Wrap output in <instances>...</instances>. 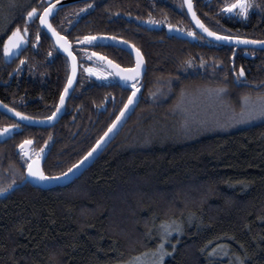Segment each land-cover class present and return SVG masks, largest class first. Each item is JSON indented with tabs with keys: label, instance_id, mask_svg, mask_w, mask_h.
<instances>
[{
	"label": "trees",
	"instance_id": "16d2710c",
	"mask_svg": "<svg viewBox=\"0 0 264 264\" xmlns=\"http://www.w3.org/2000/svg\"><path fill=\"white\" fill-rule=\"evenodd\" d=\"M193 2L209 29L264 38V0H252L247 17L222 11L231 0ZM40 5L24 0L11 8L0 20V41L13 22ZM154 21L163 29L141 24ZM52 22L75 47L86 46V36L130 41L147 71L135 83L140 101L123 130L66 186L20 184L32 157L43 156L45 173L59 175L94 146L132 92L119 82L105 93L102 82L82 86L87 99L110 91L113 108L95 119L82 111L80 134L73 127L67 135L19 132L0 144V264H124L157 253L164 223L180 231L168 240L163 264H264V118L226 130L231 122L224 116L221 127L187 135L184 125L194 118L181 110L207 90L235 113L245 98H264V51L250 49L246 56L203 36L194 43L168 36L166 25L194 30L183 0H90L60 8ZM117 60L134 64L124 51ZM69 72L68 62L65 81ZM7 75L0 80L8 82ZM52 83L47 100L57 91ZM8 89L0 86L4 99ZM25 141L32 142L30 154Z\"/></svg>",
	"mask_w": 264,
	"mask_h": 264
},
{
	"label": "flooded vegetation",
	"instance_id": "af4514ba",
	"mask_svg": "<svg viewBox=\"0 0 264 264\" xmlns=\"http://www.w3.org/2000/svg\"><path fill=\"white\" fill-rule=\"evenodd\" d=\"M54 1L56 0H51L48 3L47 0H40L41 7H39L37 10H39L40 13L43 12V9L48 7ZM26 22L28 32L24 35L28 43H26L25 46L22 47L21 54L17 58H14L11 63H8L3 52V42L7 41V37L11 35V33L17 27L23 29ZM20 23H22V26H19ZM141 24L143 25V22H141ZM260 27L258 29H260ZM193 29L194 30L190 32H196L199 37L203 36L199 32H197L194 26ZM262 30H264V28H262ZM37 32H39V40L35 39V35ZM101 36L106 35H96L95 37H97V39L95 41L84 40V43L86 42V46L75 47L73 45V51L79 60V77L76 87L66 103L65 111L56 123L46 127L28 125L0 110V129H3L5 127H12L14 130V135L19 132H28L32 135L44 137L51 135L70 134V129L73 127L76 130L75 134H80L83 131V117L81 114L82 111H84L86 114L85 119H95L98 118L102 113H109L111 108H113V99L111 97L112 93L110 91L109 93L104 95V98L100 97V94H94L90 96L89 99H87L83 97L84 93L81 92V89L85 83L97 81L107 85L102 90V93H105V91L110 90V87H113V82H118L116 77L113 78V76L111 75V78L109 80L104 81L84 78L82 77L83 65L86 66L90 63H96L102 66L111 74L113 73V71L106 65L107 60H114L123 67H132L134 66L135 62L133 65H126L127 62L124 61L119 62L117 60V54L124 50H119L120 48L111 46L108 43H104L99 38ZM254 40H264V38ZM238 48L242 49L246 56H248L247 53L251 55L250 52L252 51H250V49L264 51L263 49L259 48H242L239 46ZM124 52L128 53L127 51ZM113 53H115V55H113ZM129 55L130 58H132L134 61L133 56L131 54ZM21 61H23V63H21ZM68 62L70 64L68 56L62 53L57 48L54 39L42 27L38 17H34L31 21H29L27 17L25 19H19L13 22V24L9 27L7 33L3 36V39L0 41V75L2 73H8V82H3L0 80V86L9 88L7 91L8 96H6L5 99L0 96V101L5 105L16 109L17 112H22L25 114V116L31 117L36 120H45L47 119V117H52V113L56 112V106L59 105V98L63 94L64 88L66 87L68 82V78L65 81L66 64H68ZM0 77V79H3L2 76ZM61 80L64 81L63 84ZM52 81H57V91L51 97V99L47 100L45 92L48 88L52 87ZM100 99H102L101 102ZM89 101L91 102V106L90 104L87 105V107L89 108L88 110L87 107L84 108V104ZM97 103L99 104V106L97 105ZM48 104H50V108H47ZM91 111L93 115H90ZM40 150L42 151V149ZM39 151L37 152V154L41 155L42 153L41 151Z\"/></svg>",
	"mask_w": 264,
	"mask_h": 264
},
{
	"label": "water",
	"instance_id": "95a60500",
	"mask_svg": "<svg viewBox=\"0 0 264 264\" xmlns=\"http://www.w3.org/2000/svg\"><path fill=\"white\" fill-rule=\"evenodd\" d=\"M47 1L50 2L51 0H47ZM84 1H89V0H56V1L52 2L50 4L52 6L51 7V14L48 17L50 23L52 24L51 20H52V18H54L57 15V12H58V10L60 8H63V7L68 6V5L76 4V3H79V2H84ZM183 2H184V7H185V10H186V13H187L192 25L196 28L197 32H199L201 35H203L208 40L213 41L215 43H220V44H225V45H233V46H236V47L239 46V47H242V48L264 49V44H258V43L245 44V43H240V42L235 41V40L217 39L214 36H210L208 34V32L204 31V28L201 27L199 23H197V20L193 18V14H192L193 11H195L196 16L199 17L197 12H196L193 0H192V6H193L192 10H189L188 5L185 2V0H183ZM49 6L46 7V8H49ZM40 14H43V12L40 13L39 10H38V13H37V15L35 17H39ZM199 20L202 21L200 19V17H199ZM143 26L149 28L150 30H162L163 29V25H160V23H148V22H145V23H143ZM204 26H206V25L204 24ZM42 27L54 39L57 48L62 53H64L65 55L68 56V53L65 52L64 49L61 48L60 45L56 42L57 37L52 34L51 30L48 29L46 25H42ZM164 27L166 28V32H167L168 35H172V36H174L176 38L187 40L189 42H198L199 41V35L196 32L185 31V30H183L181 28H178V27H175V26L170 28L169 25H166ZM56 31L59 32L57 29H56ZM61 36H65V35L61 34ZM103 37H104V39H102V41L104 43H108L111 46H114V47L120 48V49H122L124 51H127L134 58L135 64L132 67H123V66L119 65L117 62H115L114 60H107L106 65L113 71V73L114 72H118V71H120L122 69H134L135 66H136V61L138 59V56L140 58H142L143 64L141 65V75L139 77H137L135 81H128L127 83H125L124 80L121 77H119V76L116 77L118 82L124 88L131 90V84L132 83H136L137 81H142L144 79L145 75H146L147 64H146V59H145L143 53L139 50V54H138L136 52V49H138V48L136 46H135V48H133L132 45H134V44L131 43L128 40L121 39V38L113 39V37H115V36H103ZM249 40H254V39H249ZM68 41H70V40L68 39ZM257 41H259V40H257ZM24 46H25V44L22 45V47H24ZM70 46H71L72 52L74 53L72 43H71ZM22 47H21V49L19 50L18 53L17 52H13V54H11V55H7V54L4 53L5 54V58L8 61V63H11L14 58H17L21 54ZM247 54H249V53H247ZM74 55L76 57V65H77L76 76H75V78H74V80H73L71 85H68V82H67L66 86L69 89L68 94L65 95V102H64L63 105H59L60 111L56 112V115L54 117H52L51 119H45V120H36V119H33V118L25 119V118H22L20 116H17L15 112L11 111V109H13V108H11L9 106L5 107V104L3 102H2V104H0V110L3 111L4 113L10 115L11 117L16 118L17 120L21 121L22 123L28 124V125L46 127V126H51L52 124L56 123L59 120V118L62 116V114L64 113L65 107H66V103H67L68 99L70 98L73 90L75 89L77 81H78V77H79V60H78V58H77L75 53H74ZM68 58L70 60V75H71V72H72V68H71L72 59L69 56H68ZM116 66H119V68H117ZM136 88L138 89V91L136 92V97L134 98V103L130 104L127 109H124V106L122 107V109L124 110V114L121 115V110H122L121 109L119 111V113L117 114V116H120V119L117 120L116 119L117 116L115 117L113 122L110 124V126L107 128V130L104 132V134L101 136V137H103V139H101V137L99 138L98 141H100V143L97 144V142H96L94 144V146L76 164H74V165H76V167L72 166L70 168V169H72L71 172H69L68 171L69 169H68L66 172H64L66 175H60V174L59 175H48V174L45 173L44 168H43L44 157L43 156H41V157L37 156V157L31 159L29 164H32L34 170L37 169V168L41 169V170H43V172L47 176L54 177V178L42 180L39 177L32 176V175L29 174L28 167H27L26 178L23 181V183L20 184V185H24L26 183H31L35 187H39V188H42V189H50V188H54V187H58V186H66V185L72 183L75 179L79 178L86 170H88L98 160V158L103 154V152L116 139V137L120 134V132L125 127L126 123L129 121L130 117L135 112V110H136V108H137V106L139 104L140 96H141V88L138 87L137 85H136ZM63 94H64V92H63ZM131 95H132V92H131L130 96ZM126 103H128V99H127ZM114 123H115V127H113ZM109 128H111L112 130L109 131ZM3 129H7V131L0 132V144L4 143L5 141L11 139L14 136V130H13L12 127H5ZM106 132L108 133L107 136H105ZM31 145H32V143H30V144H25L24 143V146H25V149H26L27 153H29ZM89 153H91V155H89Z\"/></svg>",
	"mask_w": 264,
	"mask_h": 264
},
{
	"label": "snow or ice",
	"instance_id": "6c2138e0",
	"mask_svg": "<svg viewBox=\"0 0 264 264\" xmlns=\"http://www.w3.org/2000/svg\"><path fill=\"white\" fill-rule=\"evenodd\" d=\"M185 2L188 5L189 10H192V0H185ZM51 5L49 6V8H44L43 9V14L39 15V21L41 25H46L48 29L51 30L52 34L55 35L57 37L56 42L60 45L61 48L64 49L65 52L68 53V56L71 57L72 59V72L71 75L68 77V85H71L75 76H76V71H77V65H76V57L74 55V53L72 52L71 49V42L68 41L66 36H61V34L59 32L56 31V29L53 27V25L50 23L48 17L51 14ZM253 8V3L252 0H231V2H227L224 4V7L222 9V11L227 12V13H234L235 15L238 16H244L247 17L249 9ZM38 13L37 8L33 7L31 9V11L27 12V17L29 19V21H31ZM193 18L197 20V23L200 24L201 27L204 28V31L208 32V34L210 36H214L217 39H224V40H235L238 41L240 43H258V44H264V40H249L247 37H242L239 35L236 36H226V35H222L219 32H214L211 31L209 28H207L206 26H204L203 22L199 20V17L196 16L195 11H193ZM156 23H159L158 21H154ZM169 27H173L172 25H169ZM28 32V27H27V22L25 23V26L23 27V29H21L20 27H17L12 33L11 35H9L7 37V41L3 42V52L7 55H11L13 54V52H19V50L21 49L22 45L28 43L27 39L25 38V33ZM35 39L39 40L40 36H39V32L36 33L35 35ZM85 40H89V41H95L97 39V37L95 36H86L84 38ZM100 39H104L103 36L100 37ZM113 39H118L117 37H113ZM133 48H135V45H132ZM136 52L139 54V49H136ZM21 63H23V61H21ZM143 64V60L142 58H140L138 56V59L136 61V66L134 69H122L118 72H114L111 73V75L113 76V78L119 76L121 77L125 83H127L128 81H135L137 77H139L141 75V65ZM117 68H119V66H116ZM87 71H92L91 69H87ZM244 74V69L241 67L239 70V75H243ZM131 90H132V95L128 97V103L124 104V109H127L128 106L130 104L134 103V98L136 97V92L138 91V89L136 88V84L132 83L131 84ZM68 87L66 86L64 88V94H62L59 98V105H63L65 102V95L68 94ZM220 91H223V89H221ZM245 102H247V98H245ZM0 104H2V102H0ZM56 106V112L60 111V107ZM5 107H7V105H5ZM11 111L15 112L17 116H20L22 118L25 119H31V117H26L24 113L22 112H17L16 109H11ZM255 111L256 114H258L261 117H264V104L261 105V107L259 108V110H252ZM56 112L52 113V117H54L56 115ZM124 114V110H121V115ZM52 117H47V119H51ZM249 119L253 118L252 116V112L249 113L248 116ZM117 120L120 119V116L116 117ZM113 127H115V123L113 124ZM112 129L109 128V131H111ZM7 131V129H0V132H4ZM108 133H105V136H107ZM101 139H103V137H101ZM25 144H30L31 141H25ZM100 141H97V144H99ZM21 147H23V145H21ZM89 155H91V153H89ZM73 167H76V165H73ZM69 172L72 171V169L68 170ZM28 172L30 175L35 176V177H39L42 180H46V179H52L54 177H49L47 176L43 170L41 169H33L32 164L28 165ZM60 175H66L65 173H61ZM2 191V190H0ZM162 239H161V243L159 244L158 248H157V253H158V261L157 264H163V259L164 256L167 254L166 249L164 247L165 242L167 240V236L170 234L171 231H180L179 227H173L171 224L168 223H164L162 224Z\"/></svg>",
	"mask_w": 264,
	"mask_h": 264
},
{
	"label": "rangeland",
	"instance_id": "374dc122",
	"mask_svg": "<svg viewBox=\"0 0 264 264\" xmlns=\"http://www.w3.org/2000/svg\"><path fill=\"white\" fill-rule=\"evenodd\" d=\"M23 1L24 0H22L21 3H23ZM21 3L20 0H0V20L6 18V15L11 8H13L14 10ZM0 27L1 32L5 25ZM87 69H91L92 71H87ZM82 77L104 81L109 80L111 78V74L102 66L96 63H90L86 66L83 65ZM195 97H197L198 99H196L192 103V106L181 108V110L186 113V116L188 115V117L194 118L193 120H190L189 123L184 125V128L187 129V135L192 134L197 130L201 132L205 130H211L213 129L212 127H221L220 117L224 116L227 121L231 122L229 124V127L227 124L226 128H224L226 130H228L229 128L231 129L234 126L246 124L247 122L253 123L264 118L256 114L255 111H252H258L261 105L264 104V98L262 97L248 99L247 102H244L245 106L243 107L241 113L233 112L232 109H230L233 107L229 104L223 106L224 101L221 100V97L215 92H213V90H207L205 92H202L201 95H197ZM250 112H252L253 116V118L251 119L248 118ZM180 132L184 133L183 131ZM176 232L171 231L170 234L167 236V240L164 245L165 248L169 242L168 240L170 239V237L175 235ZM161 234L163 235L162 232ZM146 255H148V253L142 255L141 259L135 258L124 264H157V260H155V258L158 257V253H150V255H148L147 257Z\"/></svg>",
	"mask_w": 264,
	"mask_h": 264
},
{
	"label": "bare ground",
	"instance_id": "6f19581e",
	"mask_svg": "<svg viewBox=\"0 0 264 264\" xmlns=\"http://www.w3.org/2000/svg\"><path fill=\"white\" fill-rule=\"evenodd\" d=\"M48 3H49V2H48ZM168 36H169V35H168ZM172 37H174V36H172ZM191 43H194V42H191ZM263 50H264V49H263ZM125 89H126V88H125ZM124 104H125V103H124ZM124 104H123V105H124ZM122 107H123V106H122ZM120 109H121V108H120ZM118 113H119V112H118ZM116 116H117V115H116ZM50 189H51V188H50Z\"/></svg>",
	"mask_w": 264,
	"mask_h": 264
}]
</instances>
